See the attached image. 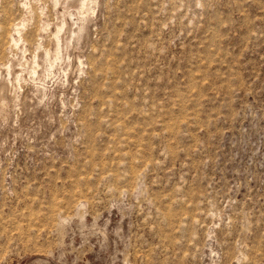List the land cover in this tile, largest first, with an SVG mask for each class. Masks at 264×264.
Wrapping results in <instances>:
<instances>
[{
  "label": "rangeland",
  "instance_id": "rangeland-1",
  "mask_svg": "<svg viewBox=\"0 0 264 264\" xmlns=\"http://www.w3.org/2000/svg\"><path fill=\"white\" fill-rule=\"evenodd\" d=\"M80 1L0 0V264H264V0Z\"/></svg>",
  "mask_w": 264,
  "mask_h": 264
},
{
  "label": "bare ground",
  "instance_id": "bare-ground-1",
  "mask_svg": "<svg viewBox=\"0 0 264 264\" xmlns=\"http://www.w3.org/2000/svg\"><path fill=\"white\" fill-rule=\"evenodd\" d=\"M33 1V0H32ZM62 1V0H61ZM60 1V2H61ZM86 1H88V0H81L80 1V5H81V8L80 9H82L83 8V6L85 5V2ZM59 2V0H53V7H55L56 5H59L58 3H60ZM66 2H67V0H66ZM65 2V3H66ZM83 10V9H82ZM31 11V10H30ZM45 11V10H44ZM67 13V12H66ZM62 16V15H61ZM70 17V16H69ZM62 18V17H61ZM52 24V23H51ZM75 24V23H74ZM21 26L24 28V26H25V23H21ZM66 27V22H65V20L62 18L60 21H58L56 24H55V30H54V32H51L50 31V26H49V24L47 23V22H43V23H41V25H40V28H39V31L41 32V33H45L46 35L48 34V33H50V42H52V45H54V52H53V54H52V56L50 55V52H49V50L48 49H46L45 47H44V43H43V40H42V38L40 37V39H38L39 40V42H37V45H36V47L34 48V52H35V54H34V56H33V65H36L37 64V60L38 59H40V61H42L43 63H47L46 65H49V67H52L53 66V63L56 61V60H58V59H60V51H62L61 50V42H63L62 41V35L64 34L63 32H65V28ZM13 28H14V26H13ZM79 28V27H78ZM81 28V27H80ZM68 29V28H67ZM21 28H18V27H16L15 29H14V31H15V34L18 36V38L17 39H15V38H13V37H11L10 38V42H12L13 43V46H17V43L20 41V42H25L24 41V38H23V36H22V33H21ZM78 30V29H77ZM81 31V30H80ZM71 32H73V31H71ZM74 32H76V31H74ZM79 32V31H78ZM78 32H76L75 33V35H77L78 34ZM1 36V35H0ZM39 36V33L37 34V37ZM76 37V36H75ZM70 38H72V37H70ZM77 38V37H76ZM64 39H65V35H64ZM77 40V39H76ZM67 41V40H66ZM65 42V41H64ZM67 44V43H66ZM65 45V44H64ZM40 55V56H39ZM51 57H53L52 59H53V61L51 60L50 61V59H51ZM31 67V66H30ZM35 69V68H34ZM33 69V70H34ZM3 84V83H2ZM1 84V85H2ZM2 87V86H1ZM4 87V86H3ZM0 96H1V94H0ZM1 98V97H0ZM4 99V98H3ZM0 101H2V99L0 100Z\"/></svg>",
  "mask_w": 264,
  "mask_h": 264
}]
</instances>
